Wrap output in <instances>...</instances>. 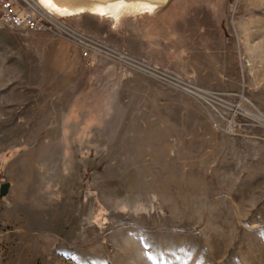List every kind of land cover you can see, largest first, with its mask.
Listing matches in <instances>:
<instances>
[{"label":"rangeland","instance_id":"374dc122","mask_svg":"<svg viewBox=\"0 0 264 264\" xmlns=\"http://www.w3.org/2000/svg\"><path fill=\"white\" fill-rule=\"evenodd\" d=\"M57 18L0 29V264H264V0Z\"/></svg>","mask_w":264,"mask_h":264},{"label":"bare ground","instance_id":"6f19581e","mask_svg":"<svg viewBox=\"0 0 264 264\" xmlns=\"http://www.w3.org/2000/svg\"><path fill=\"white\" fill-rule=\"evenodd\" d=\"M170 0H35L52 17H73L92 13L114 20L127 14L156 13ZM62 25V24H60ZM59 25V27H60Z\"/></svg>","mask_w":264,"mask_h":264},{"label":"built area","instance_id":"2783aa9c","mask_svg":"<svg viewBox=\"0 0 264 264\" xmlns=\"http://www.w3.org/2000/svg\"><path fill=\"white\" fill-rule=\"evenodd\" d=\"M60 23L58 18L46 13L35 0H0V29L45 30ZM89 50L86 49L84 55Z\"/></svg>","mask_w":264,"mask_h":264},{"label":"water","instance_id":"95a60500","mask_svg":"<svg viewBox=\"0 0 264 264\" xmlns=\"http://www.w3.org/2000/svg\"><path fill=\"white\" fill-rule=\"evenodd\" d=\"M8 186H9L8 183H4V184L2 185V187H1V191H2V193H5V192L8 190Z\"/></svg>","mask_w":264,"mask_h":264}]
</instances>
